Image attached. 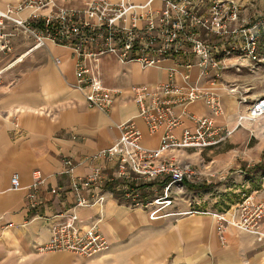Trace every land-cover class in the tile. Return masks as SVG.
<instances>
[{"label": "crops", "instance_id": "0c3cea01", "mask_svg": "<svg viewBox=\"0 0 264 264\" xmlns=\"http://www.w3.org/2000/svg\"><path fill=\"white\" fill-rule=\"evenodd\" d=\"M8 31L27 42L18 47L16 60H5L15 50L16 38L11 36L13 49L1 60V66H9L0 83V264H264V222L257 233L229 226L220 236L216 211H194L186 200L164 207L136 206L125 197L121 185L110 184L97 191L105 196L103 204L74 209L77 195L72 189L74 178L85 177L96 165H108L111 171L113 163L97 154L119 139L118 124L130 118L142 133L140 143L147 148L159 147L164 128L150 132L138 116L131 86L167 82L173 69L175 81L185 84L184 75L189 74L188 82L217 93L223 114L215 117L216 124L231 128L248 108L240 105V97L251 101L264 95L263 61L251 67L247 60L238 67L240 62L233 56L221 78L213 80L200 78L196 65L184 66V60L193 59L192 55L165 58L148 67L135 61L120 62L113 55L87 58L85 62L104 85L122 91L113 108L103 111L89 108L83 94L72 86L76 64L72 48L47 42L31 49L33 39L16 28ZM187 109L212 116L203 100ZM175 110L181 113L182 106ZM183 119V124L173 129L177 137L185 128L194 129L191 119ZM189 149L176 150L175 155L187 157ZM66 158L77 163L72 176L63 172ZM37 170L44 182L34 187ZM15 173L20 177L18 189L12 187ZM136 184L143 194L158 186L163 192L160 183L138 179ZM80 192L93 200L92 192ZM246 197L264 202V182ZM145 198V202H152ZM73 210L85 223L98 221L110 243L108 251L87 257L70 251L40 250L51 238L54 217Z\"/></svg>", "mask_w": 264, "mask_h": 264}, {"label": "built area", "instance_id": "2783aa9c", "mask_svg": "<svg viewBox=\"0 0 264 264\" xmlns=\"http://www.w3.org/2000/svg\"><path fill=\"white\" fill-rule=\"evenodd\" d=\"M240 0H18L0 7V83L8 65L1 60L12 49L8 28L18 29L34 40L31 49L53 42L73 49L75 80L73 88L80 91L89 108L109 111L121 97L122 91L107 87L94 70L87 65V58L113 55L120 62H139L143 67L156 66L165 58L184 60L186 68L194 65L200 69V78L219 79L229 67L233 56L240 64L249 60L251 67L263 61L260 38L264 37V13L244 16ZM243 13V14H242ZM212 37H220L212 40ZM59 61V60H58ZM170 71L167 82L154 86L133 85L131 95L138 105L150 132L164 128L158 148H147L140 141L142 133L134 118L120 124L121 136L110 147L101 150L108 165H96L85 177L74 178L72 189L77 195L75 208L96 203L103 204L105 196L98 190L108 185H121L125 197L136 206L152 204L170 205L172 184L192 176L191 167L175 155L176 150L204 149L224 141L231 133L227 125H217L215 117L223 114V106L216 92L198 83L185 84L174 79ZM205 101L212 116L191 113L188 105ZM240 105H247L246 112L238 115L237 123L264 116V95L248 100L241 96ZM182 106L181 113L176 107ZM191 119L193 130L185 128L181 137L173 129L182 125L184 117ZM16 126H19L16 123ZM63 171L72 176L76 162L66 158ZM34 187L44 182L40 171L34 172ZM140 179L144 183L163 185V195L152 202L139 197ZM12 187H21L15 173ZM93 193V200L80 191ZM217 230L225 232L229 226L250 232H259L264 222V202L246 197L227 209L215 212ZM51 238L40 247L42 251H70L92 257L109 250L110 243L101 233L98 221L85 223L76 211L56 215L50 222Z\"/></svg>", "mask_w": 264, "mask_h": 264}, {"label": "rangeland", "instance_id": "374dc122", "mask_svg": "<svg viewBox=\"0 0 264 264\" xmlns=\"http://www.w3.org/2000/svg\"><path fill=\"white\" fill-rule=\"evenodd\" d=\"M16 1L0 0V7L4 8L8 3ZM241 1L244 16H251L256 12V14L264 13V0H249L247 3L243 2L245 0ZM12 37L16 38L15 50L5 57V60L13 57L16 60L15 58L19 56L18 47L27 42L26 39H21L16 32ZM259 51L264 59V37L260 38ZM237 66L242 67L243 65L237 64ZM230 129L231 133L222 142L205 149L187 150V157L181 160L191 167L193 173L186 180L202 188L207 185L210 188L192 190L183 182L175 183L173 185L176 186L169 194L173 200L171 205L186 200L184 202H191L194 211L220 212L246 198L249 191L264 182V170L256 166L264 162V116L246 120L242 125L236 123ZM138 193L142 199L147 197L151 201L163 195L160 186L150 193L143 194L141 189ZM153 207H162V205L154 204ZM223 233L219 235L222 236Z\"/></svg>", "mask_w": 264, "mask_h": 264}, {"label": "trees", "instance_id": "16d2710c", "mask_svg": "<svg viewBox=\"0 0 264 264\" xmlns=\"http://www.w3.org/2000/svg\"><path fill=\"white\" fill-rule=\"evenodd\" d=\"M258 168L264 170V162L263 163H259L258 165H256ZM183 184L186 185L187 187H189L190 189L192 190H201V189H208L210 188L209 185H207L206 187L202 188L201 186H197V185H194V184H191L189 183L186 179L183 181Z\"/></svg>", "mask_w": 264, "mask_h": 264}]
</instances>
